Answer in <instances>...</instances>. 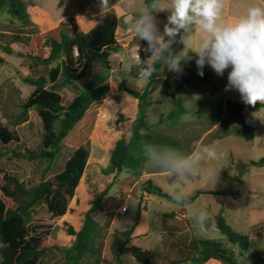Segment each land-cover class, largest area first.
<instances>
[{
    "label": "rangeland",
    "instance_id": "374dc122",
    "mask_svg": "<svg viewBox=\"0 0 264 264\" xmlns=\"http://www.w3.org/2000/svg\"><path fill=\"white\" fill-rule=\"evenodd\" d=\"M30 20L37 26L38 33L43 34L48 30L57 27L62 21L69 20V25L80 30H89L105 14L114 13L120 18L118 29V42L124 47L122 54H111L109 56L111 69L104 68L99 63H94L93 72L90 78L77 84V89L69 86L63 87L60 94L63 104L67 106L72 102L75 95L90 86L107 85L108 94L98 101L90 110L96 112L92 130L86 141L89 142V159L84 176L77 187L75 198L69 202L67 214L59 221L51 224V240L47 245L46 254L40 264H69L66 259V252L75 242V236L70 230L79 231L84 223L85 214L96 209L92 216L97 223V233L92 243V252L81 260L80 264H140L130 255L119 256L116 260V249L118 245L129 247L130 242H125L124 232L131 229L137 217L138 204H147L148 213L142 216L139 223V231L150 230V240L143 241L151 245L154 250L161 251V245L155 243L160 241L162 225L155 217L160 212H169L178 208L176 203L157 195L148 197L147 182L151 181L160 188L164 195L175 194L185 199L197 195L200 191H220L223 189L222 167L230 159L241 157L248 161L258 162L264 158V111L257 113L247 110L248 122H255L258 141L253 147L244 148L232 146L228 141H220L217 145H201L206 132L220 122L223 117L224 104H202L194 102L195 93H207L202 87L184 86L182 96L184 105L189 113L171 120L169 116L175 111L172 100L168 99L162 91V82L170 73L186 75L182 70L179 72L171 69L172 61L181 57L196 60V50L206 34L200 30H181L180 34L172 39L167 50L161 52L159 57L153 55L149 49L147 40L140 39L135 31V22L146 10L145 0H109V9L102 12L100 0H22ZM159 10H166L170 14V6L158 7ZM162 20V21H161ZM157 34L163 36L167 42L169 37L164 35V26L168 20L154 19ZM226 23L225 19L218 21ZM192 26H194L192 24ZM132 28V32L128 29ZM190 31V32H189ZM20 23L12 16L0 14V33L11 35L27 34ZM181 37L187 41H181ZM1 47V42H0ZM159 47V44L156 45ZM40 45L32 42L30 45L13 43L12 53H5L0 48V125H8L16 130L20 136V144L11 143L7 146L0 143V169L7 170L15 176L24 187L34 189L43 179H49L60 173L65 163L73 154L75 147L70 143L62 145L60 154L56 157L52 166L47 161H32L23 155L26 149L38 151L42 147L43 126L37 112L32 110L28 113L27 121L17 123L16 117L20 111V105L34 91V87L24 82L28 76H32L30 70L29 56L37 54ZM140 50L142 52V65L153 66L160 59L162 67L158 71L156 79L149 85L146 95L143 97L142 107L145 115V132L155 134L164 139L177 141L185 149H198L192 153L189 159L195 155L201 157L194 165L197 174L185 171L182 174L173 170L155 173L158 167L165 166L167 159L162 162L150 161L146 167L139 172L123 170L121 173L109 170L111 152L117 140L131 134L133 124L140 113V102L125 92L118 90V84L123 82L127 87L134 89L140 94L145 90L148 79L138 77L140 68L135 67L132 53ZM186 59V60H187ZM189 68L198 69L196 63L186 61ZM205 72V68L202 69ZM193 111H200L203 116L197 117ZM255 115V120L252 116ZM205 147L213 148L219 154L221 150L227 153L226 158L219 161H211L210 167L218 169L216 177L211 180L202 173L209 166V158L204 153ZM246 165L239 166L241 171ZM48 173L44 175L46 170ZM225 184L231 185L228 181ZM241 190L242 197L237 201L226 200L227 208L230 209L229 218L237 222L238 232L250 236V247L246 251H235L239 264H264V236L251 234L250 223L264 224V167H253L247 173L245 179L236 185ZM247 191L254 192L251 200L252 214H249L247 202ZM216 196L208 194L199 195L194 202L183 204L180 207L189 205L191 212V235L197 238H212L211 231L204 223L194 222V215L198 210H204V206L217 201ZM97 204H100L97 207ZM127 208V213L121 214L120 209ZM254 212V213H253ZM254 215V216H252ZM252 216V217H251ZM50 215L45 205L41 204L31 211L30 225H46ZM164 236L170 239L169 231L173 228L172 221L164 217ZM219 233V232H218ZM189 235V234H188ZM221 235V234H219ZM186 238H189L186 237ZM142 240V239H140ZM1 246V245H0ZM161 254V253H160ZM157 264H163L159 261Z\"/></svg>",
    "mask_w": 264,
    "mask_h": 264
},
{
    "label": "trees",
    "instance_id": "16d2710c",
    "mask_svg": "<svg viewBox=\"0 0 264 264\" xmlns=\"http://www.w3.org/2000/svg\"><path fill=\"white\" fill-rule=\"evenodd\" d=\"M157 1L145 0L146 10L154 18L153 4ZM6 13L15 18L27 34L11 35L0 33L1 49L12 53L13 43L30 45L32 42L40 45L37 54L29 56L30 70L33 74L24 79L29 86L34 87L30 96L21 103L16 117L17 123L28 119V113L35 110L43 126L42 147L38 151L25 150L24 157L32 161H47L51 167L60 154L62 145L70 142L75 150L65 163L64 169L53 177L42 180L34 189H27L23 183L5 169H0V264H40L46 254L47 245L51 240L50 229L53 222L64 217L69 209V202L75 198L87 168L89 159V137L96 112H90L92 107L102 100L109 92L107 85L87 87L79 91L72 102L63 104L60 90L69 86L77 89V84L91 77L94 63H99L111 69L109 56L122 54L124 47L118 42L117 31L120 18L114 13L105 14L89 31L85 32L69 25V20L62 21L57 27L47 32L38 33L37 26L30 20L25 3L22 0H0V14ZM1 60V59H0ZM187 60L182 58L179 65L186 75L170 73L162 82L164 95L172 100L175 111L169 116L176 120L189 113L184 105L182 91L188 85L194 88L202 87L207 93L214 95L219 92V82L212 77L208 67L203 76L196 68H189ZM148 66L142 65V69ZM156 71L148 78L153 82L162 67L158 59L152 66ZM141 69V70H142ZM141 72V71H140ZM118 90L140 102V113L133 124L131 134L116 141L111 152L109 170L121 173L123 170L139 172L146 169L150 161L162 162L170 156L176 159L189 158L195 148L185 149L177 141L164 139L155 134L145 132L146 123L142 107L146 91L139 93L127 87L123 82L118 84ZM248 107L256 111L264 109V105L255 107L244 103L230 101L225 103L223 117L214 132L207 134L201 141L202 145L210 144L230 135L251 139L254 128L245 124L244 110ZM21 139L16 130L8 125H0V143L7 146L11 143L20 144ZM151 154V155H149ZM253 166H264V158L258 162H251ZM48 170L44 173L46 175ZM166 166L158 167L155 173L170 171ZM148 194L157 195L172 201V196H164V192L151 181L147 182ZM201 194L219 195L217 191H200L197 195L185 199L183 204H190ZM236 197V195H233ZM175 203V202H174ZM45 205L50 215L46 225H30V215L34 207ZM100 204H97L99 207ZM96 207L85 214V220L79 231L70 230L75 236V242L66 252L69 264H80L86 255L92 252V243L97 233V223L92 213ZM142 204L139 202L137 217L131 229L125 231V242L131 241V234L138 224ZM184 211V208H181ZM171 216V214H169ZM210 221L208 220L206 224ZM216 228L227 237L232 245L240 251L250 247V236L235 231L222 214L215 217ZM264 232V225L257 229ZM200 250L191 264H205L218 261L222 264H239L234 253L222 244L211 241H198ZM130 255L140 264H157L162 255L153 249L144 250L137 246L125 248L118 245L116 260L119 256Z\"/></svg>",
    "mask_w": 264,
    "mask_h": 264
},
{
    "label": "clouds",
    "instance_id": "9594fccd",
    "mask_svg": "<svg viewBox=\"0 0 264 264\" xmlns=\"http://www.w3.org/2000/svg\"><path fill=\"white\" fill-rule=\"evenodd\" d=\"M227 3L228 0H171L168 23L164 26V35L169 37L167 42L157 34L154 17L147 11L135 22L134 31L140 39L148 41L153 55L159 57L181 30L188 31L190 25H197L206 34L196 50V65L201 69L199 75L203 76L202 69L206 65L219 76L230 69L225 91H237L245 105H264V7L252 6L246 15L235 22L218 23ZM100 6L102 12L109 9V0H100ZM181 41L187 43L184 37H181ZM157 44L159 47H156ZM135 59H140L138 51ZM171 69L181 71L178 60L172 61ZM155 71L154 67L148 66L141 70L140 76L148 79ZM213 144L219 146V141H214ZM203 151L210 163L202 174L213 180L218 169L210 167L211 161L225 159L227 153L221 150L218 154L209 147H205ZM200 159L199 155H195L194 159H176L170 156L165 166L177 173L188 171L196 175L194 165ZM172 200L178 207L185 202L183 197L175 194H172ZM193 219L197 224L205 223L209 215L205 210H198Z\"/></svg>",
    "mask_w": 264,
    "mask_h": 264
},
{
    "label": "crops",
    "instance_id": "0c3cea01",
    "mask_svg": "<svg viewBox=\"0 0 264 264\" xmlns=\"http://www.w3.org/2000/svg\"><path fill=\"white\" fill-rule=\"evenodd\" d=\"M170 2L171 0L168 1H157L153 4V11L156 13V17L154 19H164V20H168V12L166 10H159L158 7L161 6H167V8H169L170 6ZM252 6H262L264 7V0H228V3L225 5V7L222 10L221 13V20L225 19L226 23H232L235 22L236 20H238L241 16L246 15L247 10L252 7ZM162 21V20H161ZM194 26L191 25L190 27V31L193 29H198V26L193 24ZM92 28V27H91ZM90 28V29H91ZM89 29V30H90ZM87 30V31H89ZM129 31H133L132 28L128 29ZM85 32H87L86 30H83ZM189 31V32H190ZM117 35H118V31H117ZM120 43V40H119ZM187 59L185 57H181V59ZM143 59V58H142ZM191 62L196 63V60L194 59H187ZM209 71L212 74V77L214 79H216L219 82L220 85V89L219 92L211 95L209 93H203V94H197L195 93V101L194 102H198V103H204V104H220L223 103L225 106V103L230 100V101H236V102H240L243 103L240 95L237 91L232 90V91H225V86L227 84V74L229 70H226L223 76H219L217 75L210 66H207ZM138 72V77L139 76ZM142 78V77H140ZM152 82H149L145 85V90L147 91V89L149 88V85ZM143 91V92H144ZM250 110L248 107H246V109L244 110V120H245V124L248 126H251L254 128V135L251 139H247V138H243L240 136H236V135H230L227 136L220 141H228L229 143L232 144V146H239V147H253L254 146V142L258 141L257 139V130L259 129V126L255 123V122H248L247 121V117H246V111ZM263 110L264 109H260ZM260 110H256L254 111L255 113H257ZM253 111V110H250ZM193 113L197 116V117H202L203 114L200 111H193ZM252 116V120H255V115H251ZM220 124V122H218L215 126H213L210 130H208L206 132V135L209 133L214 132V130L217 128V126ZM212 143L207 144V145H212ZM202 145V144H201ZM198 145V146H201ZM198 146L195 148L194 152L198 149ZM251 162L254 161H248L246 159H242L241 157H234L233 154H230V159L227 161V163L225 164V166L222 167V182H224V187L222 190L217 191L221 194L219 195H214L216 196L218 199L216 202L214 203H207L204 206V210L208 213L209 215V223L206 224V222L204 223V225L211 231L212 233V238H205V239H201V238H197L195 236L191 235V212L189 210V205H186L185 207H178L175 209H172L169 212H158L155 214V217L158 219L159 222H161L162 225V229H161V234H160V241L155 243V245H157L158 243H160L161 245V251H159V253H161L162 255V259H160L159 261L163 262V264H191L192 260L194 257L198 256L199 250H200V245L198 244V241H202V240H211V241H215L218 242L220 244H222L224 247L228 248L229 250H231L234 255H235V259L237 260V262L239 263V259H237V255L235 254V251L237 250V246L236 245H232L226 236H224L215 226L214 220L215 217L219 214H222L224 216V218L227 220L228 224L235 230V231H239L237 228V222H235L236 220L233 218H229V212L230 209L227 208V205L230 204V206H232L231 203H228L227 205L226 200H231V201H237L239 199H241L242 197V192L241 190H239L236 185L241 183L247 173L250 171L251 168L253 167H259V166H253L251 165ZM242 165H246V169L244 171H241L238 167L242 166ZM264 166H260V168H262ZM225 181H228L231 185H227L225 184ZM213 191V190H211ZM148 197H145L146 201H150L151 200V196H154L153 194H148ZM210 195V194H208ZM233 195H236V197H234ZM247 195V202L249 204V209L248 212L249 214H252V207H251V200L254 197V192L252 191H247L246 192ZM213 196V195H211ZM191 205V204H190ZM181 208H184V211H181ZM148 210H147V204H142V210H141V214H140V218L138 221V224L134 227V230L131 234V241H130V246H137L140 247L144 250H150L153 249V247H151V245L149 244H145L144 242L147 240H150V230H144V232H140L138 227H139V223L142 219V216L144 214H147ZM254 213V212H253ZM169 214H171V216H169ZM168 217L170 218V220L172 221V226L173 228L171 229V231H169V236L170 239H165V232L163 231L164 229V217ZM254 216V215H252ZM251 216V217H252ZM261 225L264 224H254L253 222L250 223L249 229L251 234L256 235V236H264V232H257L255 231V229H257L258 227H260ZM219 232V233H218ZM189 234V235H188ZM221 234V235H219ZM189 238H186L188 237ZM142 239V240H140ZM144 241V242H143ZM126 248V247H125ZM240 249L238 248V254H240ZM157 251V250H156ZM158 261V262H159ZM157 262V263H158ZM205 264H222L221 262L218 261H209Z\"/></svg>",
    "mask_w": 264,
    "mask_h": 264
},
{
    "label": "built area",
    "instance_id": "2783aa9c",
    "mask_svg": "<svg viewBox=\"0 0 264 264\" xmlns=\"http://www.w3.org/2000/svg\"><path fill=\"white\" fill-rule=\"evenodd\" d=\"M137 51H138V54H139V57H140L139 60H136V59H135V53H136ZM137 51L132 53V59H133V61H134V65H135V67L142 69V64H141V62H142V52H141L140 50H137ZM139 76H140V73H139ZM140 77H141V76H140ZM120 213H121L122 215L125 214V213H127V208H126V207H122V208L120 209Z\"/></svg>",
    "mask_w": 264,
    "mask_h": 264
},
{
    "label": "water",
    "instance_id": "95a60500",
    "mask_svg": "<svg viewBox=\"0 0 264 264\" xmlns=\"http://www.w3.org/2000/svg\"><path fill=\"white\" fill-rule=\"evenodd\" d=\"M164 196H165V197H167L168 195H167V194H165Z\"/></svg>",
    "mask_w": 264,
    "mask_h": 264
}]
</instances>
